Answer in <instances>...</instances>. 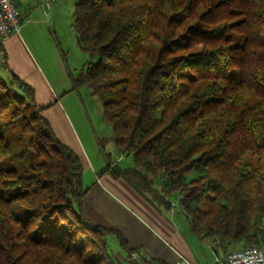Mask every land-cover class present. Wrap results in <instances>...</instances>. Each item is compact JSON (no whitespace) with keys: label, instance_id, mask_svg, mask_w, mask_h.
<instances>
[{"label":"trees","instance_id":"16d2710c","mask_svg":"<svg viewBox=\"0 0 264 264\" xmlns=\"http://www.w3.org/2000/svg\"><path fill=\"white\" fill-rule=\"evenodd\" d=\"M73 26L98 57L73 88L101 99L134 161L106 171L158 178L155 201L199 237L264 245V0H80ZM41 111L29 84L0 76V264H124L111 237L139 251L88 221L80 157Z\"/></svg>","mask_w":264,"mask_h":264},{"label":"crops","instance_id":"0c3cea01","mask_svg":"<svg viewBox=\"0 0 264 264\" xmlns=\"http://www.w3.org/2000/svg\"><path fill=\"white\" fill-rule=\"evenodd\" d=\"M79 1L53 0L50 6L48 0H17L23 17L30 21L19 32L0 38L2 75L14 74L34 89L36 104L57 138L80 157L84 180L91 179L83 199L91 224L120 232L139 251L137 264H175L183 259L216 264L229 248L192 232L177 206H162L147 192L129 190L106 174L108 166L119 165L125 155L119 152L112 161L87 104L94 103V95L85 86L73 88L72 75L86 64H72L66 45L69 17ZM118 244L123 251L114 253L130 264L132 255Z\"/></svg>","mask_w":264,"mask_h":264},{"label":"rangeland","instance_id":"374dc122","mask_svg":"<svg viewBox=\"0 0 264 264\" xmlns=\"http://www.w3.org/2000/svg\"><path fill=\"white\" fill-rule=\"evenodd\" d=\"M74 16L69 17V22L68 24L70 25V32L69 35L67 36V41L66 45L69 46L70 48V53H69V58L72 60V64H79V66H82V64L86 63L87 61L91 62H97L98 57H90L86 53H84L79 44H78V38H77V33L76 30L73 26V19ZM71 19V20H70ZM65 45V43H64ZM85 61V62H84ZM9 64V63H8ZM81 68V67H80ZM1 70V69H0ZM0 71V76L5 77L2 75ZM84 89H87V91L90 89L88 87H85ZM94 98V103H91L89 105V102L87 101L88 106H90L89 110L91 109L92 113V119L94 120V124L98 130V135L102 140V143L104 144V148L107 153L111 155L112 161H116V159L119 157L120 153L116 149L115 144H114V139H113V131L111 128V125L104 119L103 117V110H102V101L98 96H93ZM87 99V98H86ZM2 124V120L0 119V125ZM123 155V154H122ZM116 168L122 170L123 168H129L134 166V161L133 157L131 155L126 154L123 158V160L118 164L115 163ZM107 175L111 176L115 180H118L120 183H122L126 188L132 191H138V192H147L148 195L152 198H156L155 196V191H163V185L160 184L158 181V178H152L148 179L146 182H143L140 178L135 176L136 174L133 173H120L116 177L111 173H106ZM88 175V174H87ZM147 175V174H143ZM150 175V174H149ZM197 175L195 172L190 173L187 177L188 180H191L195 178ZM91 184V179H88L86 177V180H84V186L87 187ZM151 187V188H150ZM154 189V190H153ZM170 200L174 202V205L177 203L178 199L176 195H171ZM177 209L179 210V207L177 206ZM116 239V238H115ZM82 238H79L75 240V242L79 245L81 244ZM111 242V249L113 252L117 251L118 253H122V248L118 244V240H114L113 237L110 238ZM244 243H234L229 246V251L235 250V249H240L244 247ZM134 254V253H133ZM123 260V259H121ZM125 264L127 263L124 261Z\"/></svg>","mask_w":264,"mask_h":264},{"label":"built area","instance_id":"2783aa9c","mask_svg":"<svg viewBox=\"0 0 264 264\" xmlns=\"http://www.w3.org/2000/svg\"><path fill=\"white\" fill-rule=\"evenodd\" d=\"M51 6L53 0H48ZM29 17H23L17 0H0V38L6 39L11 34L19 32ZM132 259H138L137 253ZM175 264H195L183 259ZM216 264H264V245H253L227 252Z\"/></svg>","mask_w":264,"mask_h":264}]
</instances>
